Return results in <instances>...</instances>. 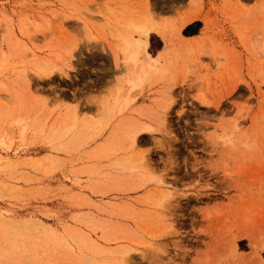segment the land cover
Masks as SVG:
<instances>
[{
	"label": "rangeland",
	"instance_id": "rangeland-1",
	"mask_svg": "<svg viewBox=\"0 0 264 264\" xmlns=\"http://www.w3.org/2000/svg\"><path fill=\"white\" fill-rule=\"evenodd\" d=\"M144 21L138 90L121 37ZM118 80L135 95L92 137ZM141 241L158 253L126 264H264V0H0V264H119Z\"/></svg>",
	"mask_w": 264,
	"mask_h": 264
},
{
	"label": "bare ground",
	"instance_id": "bare-ground-1",
	"mask_svg": "<svg viewBox=\"0 0 264 264\" xmlns=\"http://www.w3.org/2000/svg\"><path fill=\"white\" fill-rule=\"evenodd\" d=\"M146 17V16H145ZM196 19V15H194L193 17H187V18H184V20H181V21H183V22H181V23H183L182 25H186V24H189L193 19ZM143 19H144V17H143ZM131 20V19H130ZM145 20V19H144ZM132 21V20H131ZM138 21V20H137ZM148 22H149V24H148ZM131 25H132V28H133V30L134 31H136V32H138V33H140L141 34V36L143 35V38L142 39H137V40H134V39H132L131 37H129V36H127V35H123V38L121 37V39H122V41H123V43H124V46H125V50L128 52L127 54V57H126V61L128 60L129 61V67H132V68H128L130 71H131V73H132V75H134V77H133V79H132V76L130 77L131 79L130 80H128V79H126V82L128 83V81H129V84H131L133 87L131 88V89H133L134 88V86L135 87H137V89L139 90V88H138V86H140V84H142V82H143V80H144V78H146V76L145 75H147L146 73H149V70H151L150 68H154L155 69V66L153 67V65H152V61L153 60H155V61H158V59H156V57H153L150 53H149V51H148V49H147V46L149 45V36H150V33L151 32H153V30L155 29V27L151 24L150 25V21H144V22H141V23H135V22H132V23H130ZM160 31V30H159ZM162 31V30H161ZM165 31V30H164ZM140 36V37H141ZM167 36H168V34H167ZM35 54H36V49H35V47L33 46V57L35 56ZM143 55L144 56V60H143V62H142V60L140 59V55ZM67 57V56H66ZM68 58V57H67ZM64 61H66V58H65V56H63L62 58H61V63L62 62H64ZM128 61H127V63H128ZM142 62V63H141ZM156 63H158V62H156ZM49 64V63H48ZM44 66H46V65H43V66H41V67H38L35 71H36V73H38L39 75H41V76H43V75H48V73H50L51 71H48L47 70V67H44ZM148 66V67H147ZM149 66H151V67H149ZM54 67H59V68H57L59 71H62L63 73H67V71H65L64 70V68H63V66H59V64H55V66ZM145 67L147 68V72H145ZM156 68H158V67H156ZM127 69V68H126ZM149 69V70H148ZM53 71V70H52ZM131 75V74H130ZM128 80V81H127ZM119 81V80H118ZM121 81H122V79H121ZM123 81H125V80H123ZM131 82V83H130ZM134 84V85H133ZM128 85V84H127ZM116 86V87H115ZM114 86V89H113V91L115 90V94H109L110 96L109 97H106V98H104V99H102L101 100V102H100V105H103L101 108H102V110H101V113H103L106 109H107V111H106V113H104V114H106V117H102L104 120H105V122H103L102 120L100 121V118H97L96 120H98V121H96V122H94L93 124H90V123H88V121H90V120H92V119H90V120H87V121H84L83 123H82V125L80 126L81 128H84V127H87V132H88V128L89 129H91V130H93V132L91 131L90 133H94V131L96 132H101L102 130H104V129H107L106 127L108 126H112V123H113V121H112V118L113 117H115V114H120L121 112L120 111H123V110H125L126 109V107L129 105V101H131L130 99L132 98V96H134L135 95V93L132 95V93H133V91L131 92H128V94L127 95H125V97H121L120 96V92L122 91V88L124 87H122V83L119 81L116 85ZM131 87V86H130ZM141 87V86H140ZM113 91H111V92H113ZM129 93H131V94H129ZM132 95V96H131ZM120 99H123L122 100V102L120 101ZM111 100H112V102H111ZM109 102H110V104H113L112 106H109ZM102 103V104H101ZM106 108V109H105ZM103 109H105L104 111H103ZM127 110V109H126ZM103 111V112H102ZM120 112V113H119ZM100 113V114H101ZM123 113V112H122ZM103 114H101V116H102ZM77 118H78V112L77 111H74V113H73V119L71 120L72 121V125L71 126H73V124L74 123H76L77 122ZM116 118V117H115ZM114 118V119H115ZM76 120V121H75ZM95 120V119H94ZM94 120H92V121H94ZM18 122V121H17ZM85 122H87V123H85ZM91 122V121H90ZM83 124L85 125V124H87V125H85L84 127H83ZM68 126L67 127H65V128H63L64 130H66V133L68 134V132H71V130H72V128L70 127V125L69 124H67ZM75 125H77V124H75ZM75 125H74V127H75ZM74 127H73V130H72V132H75V130L76 129H74ZM80 127H79V129H80ZM153 126H147L146 128H145V130L147 129H149V130H154V127L152 128ZM66 128H68V132H67V129ZM70 128V129H69ZM75 128H77V127H75ZM110 128V127H109ZM156 129V128H155ZM78 131V130H77ZM85 131V130H84ZM71 132V133H72ZM79 133H80V130L78 131ZM78 132H77V134H78ZM96 132V133H97ZM103 132V131H102ZM102 132L100 133L101 135H102ZM65 133V131H64V134L65 135H67ZM82 133V132H81ZM85 133H86V131H85ZM89 133V132H88ZM96 133H94L93 134V136H92V134H88V136L87 137H94L95 136V134ZM75 134V133H74ZM84 134V133H83ZM100 134H96V135H100ZM104 134V133H103ZM129 134V133H128ZM63 135V134H62ZM81 135V134H80ZM79 135V136H80ZM100 135V136H101ZM68 136V135H67ZM72 136H73V134H72ZM83 137V136H82ZM87 137L85 136V138H83V140L85 139V140H87ZM89 137V138H90ZM97 137V136H96ZM129 144H128V146H129V148H128V150H133V149H135L136 148V146L139 144V142H138V134H137V132H133L132 134H130L129 135ZM77 138H78V136H77ZM76 138V139H77ZM81 138V137H80ZM88 138V139H89ZM95 139V138H94ZM91 140H93V139H91L90 138V141ZM88 141V140H87ZM79 142V141H78ZM82 142V141H81ZM80 142V143H81ZM131 148V149H130ZM127 150V151H128ZM148 160H149V158H148V156H146L145 154H141L140 156H139V159L137 160V161H135V162H133V163H131L132 165H130L129 167H131L132 168V170L133 169H136V171H139V170H141V171H145V169L147 168V165H148ZM138 169V170H137ZM142 175V174H141ZM161 183H159V184H163V186L166 184V180H164V179H162L161 181H160ZM168 184V183H167ZM160 186V185H159ZM162 187V186H161ZM165 187H166V185H165ZM165 189V188H164ZM165 193V194H164ZM164 193H162V195H163V199H164V203L166 202V201H168L167 202V205H169V197H171L173 194H172V192H168V191H165ZM163 203V204H164ZM94 240H93V244H95L96 245V247H98V248H101L100 246H101V243H100V241H99V239H97V238H93ZM127 239V238H126ZM140 242V241H139ZM138 242V243H139ZM142 243L141 244H138V245H136V244H129V243H127L128 245H126V247L124 248V249H122L123 247L121 246L118 250L119 251H121V252H119V256L121 257V259H120V263L121 264H126L127 262H130L131 260V258L133 257L132 256V253H130V252H132V251H137V252H141L140 253V255L142 254V256L143 257H154L153 255H155V254H157L158 252L156 251V250H158L159 249V247H158V245H156V244H154L153 242H148V243H146L147 241H145V242H143V241H141ZM125 243V242H124ZM126 244V243H125ZM124 245V244H123ZM142 246V247H141ZM102 249V248H101ZM120 249H122V250H120ZM102 250H104V249H102ZM117 250V251H118ZM106 251V250H105ZM104 252V251H103ZM136 252V253H137ZM117 253V252H116ZM138 254V253H137ZM116 255V254H115ZM117 258V257H116ZM117 262V261H116ZM119 263V264H120Z\"/></svg>",
	"mask_w": 264,
	"mask_h": 264
},
{
	"label": "trees",
	"instance_id": "trees-1",
	"mask_svg": "<svg viewBox=\"0 0 264 264\" xmlns=\"http://www.w3.org/2000/svg\"><path fill=\"white\" fill-rule=\"evenodd\" d=\"M184 34H185V35H188V34H189V35H194V34H196V33H194V34H190V33H188L186 30H184Z\"/></svg>",
	"mask_w": 264,
	"mask_h": 264
}]
</instances>
